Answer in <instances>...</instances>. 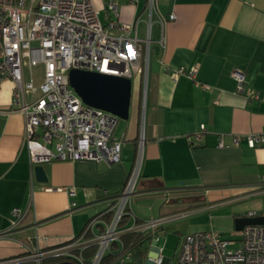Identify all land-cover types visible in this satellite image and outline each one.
Here are the masks:
<instances>
[{"label":"crops","instance_id":"obj_1","mask_svg":"<svg viewBox=\"0 0 264 264\" xmlns=\"http://www.w3.org/2000/svg\"><path fill=\"white\" fill-rule=\"evenodd\" d=\"M96 1L107 23L105 3ZM118 3L119 19L131 22L146 0ZM158 7L175 18L164 24L166 44L155 49L147 85L137 76L129 119L119 118L115 128V137L123 142L119 162L52 159L42 163L48 182L38 181L25 117L12 106L15 83L9 78L0 82V232L11 225L13 208L27 211L17 232L0 236V264H39L32 252L81 236L91 218L121 191L142 135L137 210L131 206L136 220L130 216L124 226H140L138 218L160 219L163 234L177 217L256 193L264 196V145L251 148L245 139L238 146L232 143L235 134L264 128V0H158ZM191 66L197 67L195 79L175 72ZM234 70L246 74L247 89L257 91L259 99L236 91ZM221 135L228 146H218ZM153 197L158 198L155 206L147 202ZM263 206L261 201L255 209ZM233 212L230 218L243 216L236 206ZM202 228L190 232L209 230ZM87 234L92 240L93 234ZM135 260L145 263V258Z\"/></svg>","mask_w":264,"mask_h":264},{"label":"built area","instance_id":"obj_2","mask_svg":"<svg viewBox=\"0 0 264 264\" xmlns=\"http://www.w3.org/2000/svg\"><path fill=\"white\" fill-rule=\"evenodd\" d=\"M102 1L107 23L101 20V7L96 0H0V82L9 78L15 83L12 106L25 117L26 143L33 165L52 159H88L109 164L122 159L123 142L114 135L119 117L87 104L71 86L69 72L80 68L132 79L142 75L147 85L153 46H165L163 27L175 14L166 17L159 10L158 0H146L143 12L131 22H124L119 19L118 0ZM156 22L160 25L157 38L153 30ZM39 64L43 65V80L38 84L32 70ZM175 72L195 79L197 67H179ZM233 77L237 92L251 100L260 98L257 91L247 89L243 71L234 70ZM243 139L251 148L263 146L264 128L235 134L232 143L238 146ZM143 142L142 135L139 154L124 189L109 200L106 209L89 222L84 233L58 246L38 248L31 257L39 264L48 257L100 264L112 244L121 241L123 233L141 230L153 234L144 264H264V223L247 224L233 237L213 229L187 233L173 263H166L163 254L160 219L152 218L140 226H119L126 214L136 220L130 205L137 194ZM218 146H228L223 135ZM260 186L264 187V177ZM110 210L112 219L105 223L100 216ZM26 212L20 207L13 208L11 225L0 236L17 232ZM247 215L264 216V206L250 210ZM98 223L105 226H100L97 233ZM88 232L93 234L92 240L85 238ZM92 245L96 249L86 258L84 252ZM128 259H132L131 252L125 253L120 261Z\"/></svg>","mask_w":264,"mask_h":264},{"label":"water","instance_id":"obj_3","mask_svg":"<svg viewBox=\"0 0 264 264\" xmlns=\"http://www.w3.org/2000/svg\"><path fill=\"white\" fill-rule=\"evenodd\" d=\"M71 86L89 105L102 108L117 115L120 119H129L132 103L133 80L99 71L72 68L69 72ZM38 181L48 182L42 163L35 164ZM264 223V216H237L234 226L237 231L247 224ZM50 264H78L71 260H62Z\"/></svg>","mask_w":264,"mask_h":264},{"label":"rangeland","instance_id":"obj_4","mask_svg":"<svg viewBox=\"0 0 264 264\" xmlns=\"http://www.w3.org/2000/svg\"><path fill=\"white\" fill-rule=\"evenodd\" d=\"M34 79L39 84L43 80V65L39 64L33 68ZM28 75V70L26 71ZM150 74V72H149ZM133 88L137 86L138 80L137 76L133 79ZM133 89V90H134ZM122 122V119H120ZM135 197L131 198V205L137 210V205L135 204ZM158 198H150L147 202L150 205H157ZM264 202V196L261 193H256L250 197L237 199L231 202H227L222 205H218L216 208L211 209L210 211H198V213L189 217L175 218L173 221H170L166 227L165 232L161 235L160 243L163 244L164 250L163 254L166 258L172 259L175 262L176 256L178 255L180 244L182 241V237L185 233L190 232L192 229L201 228L202 229H217L223 232L226 237H233L236 231L234 226V219L230 218L229 215L233 216V209L236 206L238 209V215H247L250 210H254L257 208L259 204ZM240 207V208H239ZM159 210V206L155 209L157 212ZM229 218V221H228ZM150 220V219H148ZM210 222H212V226ZM229 223V224H228ZM214 225V226H213ZM207 227V228H205ZM149 245V244H148ZM150 247V245H149ZM117 264H143V262L128 259L126 261H120Z\"/></svg>","mask_w":264,"mask_h":264},{"label":"trees","instance_id":"obj_5","mask_svg":"<svg viewBox=\"0 0 264 264\" xmlns=\"http://www.w3.org/2000/svg\"><path fill=\"white\" fill-rule=\"evenodd\" d=\"M154 37L157 38L159 36V31H160V25L159 23H155L154 27ZM157 47V44L153 46V55L152 59L155 57V49ZM152 62V61H151ZM125 186V184H124ZM124 186L122 187L121 191L124 189ZM119 192V193H120ZM100 213L95 215L93 218H96L99 216ZM113 216V210L107 211L104 214L100 216L101 219L105 221V223H109L112 219ZM91 218V220L93 219ZM130 218L129 214H126L122 217L119 226H124L127 224L128 220ZM142 220L137 219V223H142ZM100 224V223H99ZM100 226H105L102 223ZM89 234H86L88 236ZM153 239V234L152 232H146V231H141V230H131L123 233L121 235V241L114 242L112 244L111 251L108 252L103 260L101 261L100 264H117L120 262L121 257L127 253L131 252L132 253V258L133 259H140L143 260L148 251H149V243ZM119 248V249H118ZM96 247L95 245H92L91 247L87 248L84 252V255L86 258H89L93 255V252L95 251ZM118 251H117V250ZM61 259H67L66 257H54V258H46L42 261V264H50L55 261H59Z\"/></svg>","mask_w":264,"mask_h":264},{"label":"flooded vegetation","instance_id":"obj_6","mask_svg":"<svg viewBox=\"0 0 264 264\" xmlns=\"http://www.w3.org/2000/svg\"><path fill=\"white\" fill-rule=\"evenodd\" d=\"M49 258V257H48ZM46 259V258H45Z\"/></svg>","mask_w":264,"mask_h":264}]
</instances>
